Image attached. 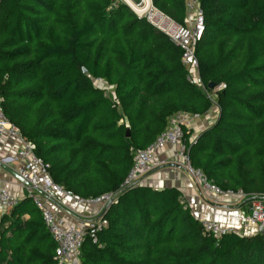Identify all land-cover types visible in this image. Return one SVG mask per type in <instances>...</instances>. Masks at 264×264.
Segmentation results:
<instances>
[{"label":"trees","instance_id":"trees-1","mask_svg":"<svg viewBox=\"0 0 264 264\" xmlns=\"http://www.w3.org/2000/svg\"><path fill=\"white\" fill-rule=\"evenodd\" d=\"M151 1L167 20L185 24L186 0ZM198 3L199 77L205 87L225 89L214 125L195 140L183 128L184 153L221 190L249 195L241 206L248 213L251 200H264V0ZM181 55L119 0H0L2 110L53 182L82 199L116 193L132 151L152 143L171 117L210 109L186 81ZM179 196L140 184L121 190L103 214L98 244L83 242L80 263L264 264L261 235L203 234ZM53 255L31 198L0 217V264H55Z\"/></svg>","mask_w":264,"mask_h":264},{"label":"built area","instance_id":"built-area-1","mask_svg":"<svg viewBox=\"0 0 264 264\" xmlns=\"http://www.w3.org/2000/svg\"><path fill=\"white\" fill-rule=\"evenodd\" d=\"M128 6L139 18L147 14V20L150 22L164 18L155 10L151 0L150 12H139L143 6V0L137 6L135 4H128ZM185 8L186 19L183 26H178L168 21L169 24L165 27H161V29L160 27L156 28L168 36L180 48L182 53L181 62L187 70L186 81L200 88L219 113L217 93L225 89V85L219 84L209 89L202 84L198 72L195 48L201 41L204 33V20L202 12L199 9L198 0H186ZM156 14L158 15L155 16ZM94 83L103 90H111V87L101 79L94 80ZM112 98L113 102H115L114 96ZM197 116L186 113L174 115L170 118L168 127L152 143L142 150L132 151L131 168L116 193H107L95 198L82 199L53 182L46 165L36 156L34 144L24 139L19 129L6 118L2 110L0 98V133L13 137L19 144V149L14 158L16 161H20V165L12 171L18 176L21 187L26 191L27 197L31 198L33 204L41 214L43 225L54 243L53 260L55 264H81V247L85 239H89L92 244L97 245L98 233L107 226V221L103 217L107 207L116 201V196L121 190L141 183L143 175L152 169L157 153L166 146H181L180 157L183 161L184 170L188 177L197 184L202 195L215 204H219L223 199H227L225 204L227 207L233 206L237 211L241 212L239 213L241 226L245 229H255V233L248 236L259 234L262 236L264 242V231L259 233L260 228L264 229V200H251L247 205L248 213H245L241 209V206L248 199L249 195L242 191H223L213 182L209 181L202 171L190 166L182 144L183 128L188 129L191 121L196 119ZM7 160L9 158L0 159V164L4 165L7 163ZM37 195L41 196L43 201ZM67 200H70L74 206L95 207L96 210L83 223H67L63 218L57 216L50 206V204H53L60 209L68 208ZM19 201L20 199L10 193L6 187L0 186L1 213L7 212L16 206ZM199 222L203 234L212 236L214 239H220L222 236L231 233L244 236L233 225H223L214 220H202Z\"/></svg>","mask_w":264,"mask_h":264},{"label":"crops","instance_id":"crops-1","mask_svg":"<svg viewBox=\"0 0 264 264\" xmlns=\"http://www.w3.org/2000/svg\"><path fill=\"white\" fill-rule=\"evenodd\" d=\"M218 116L217 108L212 106L207 112L198 115L196 119L192 120L188 128V130L192 131V139L195 140L200 133L214 125ZM180 148L181 146H166L159 151L155 157L152 169L143 175L140 185L149 186L154 190L174 188L179 192L180 200L196 220H214L223 225H233L245 237H249V234L253 235L255 229H245L241 226L239 219V213L241 212L237 211L233 206L227 207L225 205L227 199L215 204L202 195L197 184L188 177L184 170L183 161L180 157ZM18 149L19 144L13 137L0 133V159L9 158L4 165L0 164V186L6 187L10 193L21 200L27 197V194L21 187L18 176L12 171L20 165V161H16L14 158ZM37 197L43 201L41 196L37 195ZM66 202L68 208L60 209L53 204H50V206L57 216L70 224L83 223L96 210L95 207L74 206L70 200ZM3 214L0 212V217ZM24 218L27 219L28 217L24 216Z\"/></svg>","mask_w":264,"mask_h":264},{"label":"rangeland","instance_id":"rangeland-1","mask_svg":"<svg viewBox=\"0 0 264 264\" xmlns=\"http://www.w3.org/2000/svg\"><path fill=\"white\" fill-rule=\"evenodd\" d=\"M119 1H121L122 3H125L127 6H128V4H130V1L129 0H119ZM131 4H132V1H131ZM133 5V4H132ZM137 6V5H136ZM129 7V6H128ZM135 15H136V13H135ZM145 16H143L146 20H147V17H148V15L147 14H144ZM158 14H156L155 16H157ZM158 19V18H157ZM148 21V20H147ZM150 24H152L155 28L156 27H160V29H161V27L163 28V27H165L166 25H168L169 24V22H168V20L167 19H165V18H163V19H161V20H158V21H154V22H150V21H148ZM157 29V28H156ZM158 30V29H157ZM104 93H105V95L106 96H111V95H113V92H112V90H104Z\"/></svg>","mask_w":264,"mask_h":264},{"label":"bare ground","instance_id":"bare-ground-1","mask_svg":"<svg viewBox=\"0 0 264 264\" xmlns=\"http://www.w3.org/2000/svg\"><path fill=\"white\" fill-rule=\"evenodd\" d=\"M130 4H131V2H130ZM139 12L140 13L150 12V0H143L142 9Z\"/></svg>","mask_w":264,"mask_h":264},{"label":"water","instance_id":"water-1","mask_svg":"<svg viewBox=\"0 0 264 264\" xmlns=\"http://www.w3.org/2000/svg\"><path fill=\"white\" fill-rule=\"evenodd\" d=\"M131 1H132V3L135 4V5H139V4L141 3V0H131ZM83 72L85 73L86 71L83 70ZM213 87H214V86H213L212 83H209V84H208V88H209V89H212ZM263 231H264L263 228H260V229H259V233H262Z\"/></svg>","mask_w":264,"mask_h":264}]
</instances>
